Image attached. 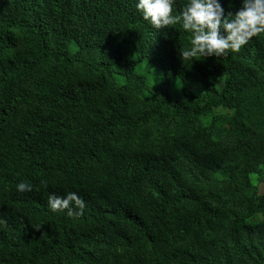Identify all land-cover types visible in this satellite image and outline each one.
Listing matches in <instances>:
<instances>
[{
	"label": "trees",
	"instance_id": "1",
	"mask_svg": "<svg viewBox=\"0 0 264 264\" xmlns=\"http://www.w3.org/2000/svg\"><path fill=\"white\" fill-rule=\"evenodd\" d=\"M189 37L134 0H0V264H264V33L192 61ZM68 191L79 217L47 205Z\"/></svg>",
	"mask_w": 264,
	"mask_h": 264
},
{
	"label": "clouds",
	"instance_id": "2",
	"mask_svg": "<svg viewBox=\"0 0 264 264\" xmlns=\"http://www.w3.org/2000/svg\"><path fill=\"white\" fill-rule=\"evenodd\" d=\"M176 3L177 0H134L135 9L153 29L178 24L190 33L188 47L179 51L186 60L238 52L250 38L264 33V0H240V7L234 13H225L219 0H184L178 13L174 11ZM41 187H47L44 181ZM15 190L31 192L34 185L20 180ZM47 205L54 212L66 210L69 217H79L85 208L84 200L74 191L63 195L48 192ZM5 226L7 220L0 217V227Z\"/></svg>",
	"mask_w": 264,
	"mask_h": 264
},
{
	"label": "rangeland",
	"instance_id": "3",
	"mask_svg": "<svg viewBox=\"0 0 264 264\" xmlns=\"http://www.w3.org/2000/svg\"><path fill=\"white\" fill-rule=\"evenodd\" d=\"M123 53L129 58L134 57V53L129 46H123ZM135 72L144 78L148 87H152L157 85L158 83L163 82L162 71L155 65L141 62L135 68ZM210 81L217 87V89L219 88L220 82L216 78H210ZM168 91L171 101L173 102L180 93L186 91L192 94L203 93V87L200 83H182L180 80L174 79L172 83L168 86Z\"/></svg>",
	"mask_w": 264,
	"mask_h": 264
}]
</instances>
